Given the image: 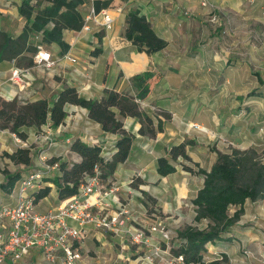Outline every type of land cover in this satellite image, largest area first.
Instances as JSON below:
<instances>
[{"label": "crops", "instance_id": "1", "mask_svg": "<svg viewBox=\"0 0 264 264\" xmlns=\"http://www.w3.org/2000/svg\"><path fill=\"white\" fill-rule=\"evenodd\" d=\"M201 1L115 0L112 8L105 9L112 19L109 29L101 24L103 15L99 12L94 20L89 21L90 29L84 30L81 27L79 30H64L63 38L69 44V49L61 53L58 45L51 44V49L46 50L51 52L55 64L50 69L35 65L30 67L29 85L20 93L22 100L31 101L40 98V91L44 89L54 101L60 89L64 86H74L78 93L87 99L101 98L104 89H115L134 95L131 78L147 70L152 73L147 80L148 93L142 98L139 107L152 117L154 125L160 118L163 129L154 137L141 135L138 133L140 122L137 118L121 117L117 109H114L116 117L123 123V128L131 133L133 138L128 157L119 163L114 173L107 178L108 187L117 188L109 209L116 208L121 203L128 207L130 215L148 224L161 223L166 226L168 223L164 219L169 217L167 215L172 209L179 207V199L174 201V197L179 195L173 189L178 188L181 195H188L193 174H199L198 167L208 171L216 161L217 153L208 151L207 147L216 133L226 135L230 144L234 142L231 141L235 137L233 120L230 121L232 125H223L226 122V119L221 117L224 110L220 109L214 97L218 99V83H224L229 78L233 82L235 70L244 68L245 65L243 60H240V66H237V61L234 62L235 67L229 65L232 60L229 62L230 52L223 46L222 30L212 29L206 18L210 12L209 5H212L216 12L222 11L221 19L226 20L228 24L229 19L233 18L232 10L235 7L255 4L261 5L263 11L264 0H206L207 6H202ZM20 2L21 0H0V28L7 31L9 24L22 20L18 14ZM91 7V1L81 6L83 17ZM131 9H137L146 17L153 33L166 41L164 47L151 50L145 45L138 46L125 37L126 16ZM186 11L189 13L185 14ZM96 49H100L97 54L94 53ZM65 54L74 56L76 61L71 62ZM14 66L16 65L11 61L0 63V91L4 99L13 98L17 93L16 86L8 80L10 70ZM212 85L214 86L211 87ZM242 104L244 105V100ZM65 110L67 115L62 124L48 127L54 144L50 147L46 143L41 145L44 151L50 148L49 153L45 152L46 155L57 157L60 161L79 162L80 155L70 149V143H66L67 139L76 138L87 143L97 140L107 149H112L120 136L118 133L104 132L98 122L88 117L86 108L66 104ZM163 114H169L170 117L165 119ZM46 126L47 124H44L41 127ZM21 130L27 135V143L31 144L35 140L37 128L24 126ZM11 133L8 129H0L1 150L12 143L19 146ZM186 140L191 141V145L186 147L190 160L185 161L197 164L196 169L183 163V159L175 161L179 164L177 166L169 158L170 148ZM198 148H203L205 159L197 151ZM159 157L169 158L175 171L165 176L160 175L157 172ZM32 160L34 163L35 159ZM207 162L209 165L204 167ZM183 164L190 166L193 172L184 169ZM55 175H59L57 169H52L48 174L49 177ZM49 177L46 182L52 187L53 183ZM202 183L203 179L192 193L193 196ZM146 195L157 200L160 212L166 217L158 221L142 217L144 212L141 210V199L145 201ZM44 199L39 200L37 205ZM138 225L139 223H132L134 227ZM147 235L148 243L142 244L147 248L151 245L156 247L162 240L157 231H147ZM162 242L164 253L168 251L169 242ZM141 247L143 249H139ZM145 247L130 244L119 235L105 233L90 226L81 249L83 253L79 264H133L134 260L143 258L140 252ZM39 254V251L33 250L22 259L26 260L27 257V264H49L45 263ZM149 257L150 255L145 258L150 260ZM162 260L165 261L163 254Z\"/></svg>", "mask_w": 264, "mask_h": 264}, {"label": "trees", "instance_id": "2", "mask_svg": "<svg viewBox=\"0 0 264 264\" xmlns=\"http://www.w3.org/2000/svg\"><path fill=\"white\" fill-rule=\"evenodd\" d=\"M87 1H91L92 8L98 13L103 9L112 8L115 0H21L18 14L23 20V27L20 32L12 35L0 28V61H14L16 66L32 67L38 48H44L41 44H56L61 53L66 52L69 44L64 40L63 32L79 30L82 27L83 16L80 8ZM125 37L138 46L145 45L151 50H158L166 44V41L153 33L146 17L137 9H131L127 13ZM99 50L96 49L94 53L97 54ZM255 75L257 81L262 83L261 77ZM151 76L152 73L147 70L131 78L134 95L115 89H104L101 98L87 99L81 96L74 86H64L51 105L46 98L24 103H19L16 99L7 101L0 98V129H8L25 140L27 135L21 130L22 127L34 126L39 129L47 122H50V127L59 126L67 115L65 105L73 104L86 108L88 117L98 122L104 132L118 133L120 136L114 142L115 152L108 159L101 154L102 143H87L76 138L71 140L70 149L80 155L79 162L60 161L57 157L48 160L49 164L57 163L59 175H47L44 180L50 178L59 199L73 196L84 177L94 172L95 166L99 167V179L102 181L110 177L117 165L128 157L133 135L123 128V123L116 117L114 109H117L121 117L137 118L140 122L138 133L141 135L154 137L163 129L162 120L157 119L154 125L152 117L142 111L136 101L142 100L148 93L147 80ZM163 116L165 119L170 117L169 114ZM188 145H191V141L173 145L169 150V158L173 161L178 157L190 160L186 151ZM216 153V161L208 171L198 168L197 173L202 174L204 178L201 188L192 199L195 211L193 220H206V227L185 225L177 231L178 244L175 249H171L175 257L182 256L183 264H224L227 260L224 253L221 258L205 261L206 245L229 240L224 233L240 219L246 200L264 199V162L255 148H231L229 152L217 150ZM3 155L13 163L25 166H29L32 160L30 149L24 147L10 153L4 152ZM169 158L157 159V172L160 175L165 176L175 171ZM183 168L193 172L188 165L183 164ZM3 175L5 181L0 183V189L9 194L21 175L19 172L10 173L8 170H3ZM50 191L51 187L47 184L38 188L33 193L34 202L37 203L48 196ZM230 207H235L231 214Z\"/></svg>", "mask_w": 264, "mask_h": 264}, {"label": "rangeland", "instance_id": "3", "mask_svg": "<svg viewBox=\"0 0 264 264\" xmlns=\"http://www.w3.org/2000/svg\"><path fill=\"white\" fill-rule=\"evenodd\" d=\"M232 14L233 18L229 19L228 24L226 20L223 19H221L222 24L218 27L208 22L207 18L206 22L214 30L221 28L223 46L230 52L229 62L232 60L229 65L235 67L236 65L234 62L237 61V66H240V60H243L245 65L244 68L235 70L233 82L232 79L229 78L228 81H225L224 83H218L216 86V89L219 92L218 99L214 97V99L218 101L220 109L224 110V114H222L221 117H224L226 122L223 125H232L230 124V121L233 120L235 137L231 140L234 142L230 144V139L226 137V135L216 133V135L214 134L215 136H213L214 139L207 144V147L210 152H216L218 148H220L218 151L229 152L231 148L247 149L253 147L258 151L261 156V160L264 162V18L262 16V6L247 4L245 7L240 5L232 10ZM219 15L222 16V11L219 12ZM14 22L7 26V31L12 35H16L18 30L23 27V20ZM41 45L45 49H51L50 45ZM11 62L15 64L14 61ZM255 74H258L259 77H261L263 81L262 83L257 81ZM213 86L214 85L211 87ZM254 91L256 92L254 93ZM40 93V98H46L51 105L53 99L50 98V95L48 94L49 92H45L43 89ZM13 99H16L19 103L26 102L16 96L7 99V101ZM243 100L244 105L242 104ZM42 130H46V127L37 129L34 135L38 134ZM42 144V142L38 141H33L31 144L26 141V146H23L24 148L30 149L31 154L33 155L32 158L35 159L34 163L32 162L33 160L31 161V165L29 167L13 163L10 159L3 155L4 152H13L20 146H16L12 143L4 150H1L2 146H0V183L5 181L3 170H8L10 173L19 172L22 177L27 175L30 170L37 169L39 166L37 158L42 151ZM49 149L50 148L46 149L45 152L49 153ZM197 151L200 153L202 158L205 159V152L203 153V148H198ZM47 157H49V160L54 156L47 155ZM180 160L182 161V158H177V161ZM183 161V163L191 165L193 169L198 167L197 164L190 161ZM173 162L179 166L177 162ZM208 165V162L204 163V167H207ZM203 178V175L193 174L191 188L188 187L190 191L188 195H181L180 189L178 188L173 189L174 192L179 195L174 197V201L179 199V207L172 209L171 213L167 215L169 217L164 219V221L168 223L166 227L170 233L168 251L163 253L161 248L163 244L162 240H160L158 244L159 246L156 245L158 248L153 245L148 246L147 248L145 245L139 244L145 247L144 250L140 252V254L143 255V258L134 260L132 262L133 264H140L141 262H145L146 264L147 261L150 263L154 262L153 264H180L171 251V249H175L178 244L177 231L187 224H191L199 228H205L207 224L206 220H202L200 222H195L193 220L195 211L194 205L192 204V198L194 197L192 193L195 188L198 187L201 179ZM100 182L102 185L108 186L107 179H103ZM46 197L47 198H43L44 200L38 203V205L36 203V209L38 211H44L55 206L59 202L60 199L57 196L55 185H52L51 191ZM141 201L143 205V209L141 210L144 212L142 217L151 221H158V219L160 220L166 217V215L160 212L156 199L146 195L145 201L143 199H141ZM8 203H11L8 193L0 189V207L1 205ZM234 210L235 207H230L229 213L231 214ZM3 222H5L4 219H0V233L3 234L4 238L6 236V232L5 229L1 228V224ZM224 235L229 237V240H220L216 241L214 244L208 243L206 245L207 251L204 253L205 261L214 258H221L222 253H224L227 257L224 264H264V199L257 201H251L249 199L246 200L244 204V213L235 225L227 229ZM164 246H166V244H164ZM139 249H143V247ZM81 253L83 252L81 251ZM162 254L165 257V261L162 260ZM149 255L151 257L150 260L145 258ZM22 258L19 259V261H23H16L14 263H11L8 258L3 262V264H27V257L26 260H24L25 258ZM43 261L48 263L45 260ZM148 262L147 264H149Z\"/></svg>", "mask_w": 264, "mask_h": 264}, {"label": "built area", "instance_id": "4", "mask_svg": "<svg viewBox=\"0 0 264 264\" xmlns=\"http://www.w3.org/2000/svg\"><path fill=\"white\" fill-rule=\"evenodd\" d=\"M201 4L202 6L208 5L206 0H202ZM209 7L208 22L217 27L220 26L222 21L219 13L212 5ZM98 13L92 7L90 8V11L83 17L82 28L84 30L90 29L89 21L94 20ZM100 13L103 15L101 24L109 29L112 19L105 9ZM188 13V11L185 12V14ZM262 16L264 18V9ZM65 57L71 62L76 61L72 55L65 54ZM34 62L35 66L50 69L56 61L52 58L50 51L39 47L34 56ZM29 70L30 67L19 66H14L10 70L8 80L16 86L15 96L18 98H21L20 93L29 85ZM0 98L4 99L1 91ZM7 99L9 98L5 100ZM136 101L138 104L142 103L139 99ZM46 124V130L36 134L34 141L46 143L50 147L54 144V140L48 128L50 122ZM11 135L20 147L26 146V141L21 140L15 133ZM66 143H71V140L67 139ZM114 152V145L112 149H107L104 144L102 145L101 154L106 159L110 158ZM37 160L38 168L21 177L8 194L11 203L0 207V219L5 221L1 224V228L6 232L4 238L0 233V264L8 258L11 263H14L33 250L39 251L43 259L50 264H79L82 258L81 249L90 226L101 229L105 233L119 235L136 245L148 243L147 231H157L161 234L162 240L169 241V230L163 224H148L130 215L128 207L121 203L116 208L109 209L117 188L101 184L99 179L101 172L98 166L94 167L92 174L84 177L75 195L60 199L55 206L44 211H38L33 193L43 185L49 184L44 177L57 167V163L49 164L43 149ZM115 203L118 202L115 201ZM134 222L139 225L132 226ZM176 259L180 264L183 263L182 256Z\"/></svg>", "mask_w": 264, "mask_h": 264}]
</instances>
